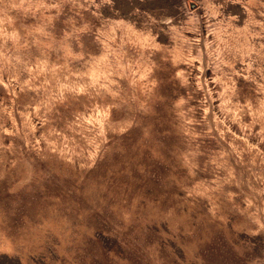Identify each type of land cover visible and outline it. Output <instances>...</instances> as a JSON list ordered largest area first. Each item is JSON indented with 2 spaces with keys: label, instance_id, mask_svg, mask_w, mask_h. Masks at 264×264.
Wrapping results in <instances>:
<instances>
[{
  "label": "rangeland",
  "instance_id": "1",
  "mask_svg": "<svg viewBox=\"0 0 264 264\" xmlns=\"http://www.w3.org/2000/svg\"><path fill=\"white\" fill-rule=\"evenodd\" d=\"M0 264H264V0H0Z\"/></svg>",
  "mask_w": 264,
  "mask_h": 264
},
{
  "label": "water",
  "instance_id": "2",
  "mask_svg": "<svg viewBox=\"0 0 264 264\" xmlns=\"http://www.w3.org/2000/svg\"><path fill=\"white\" fill-rule=\"evenodd\" d=\"M196 4L195 3H192V6L194 7Z\"/></svg>",
  "mask_w": 264,
  "mask_h": 264
}]
</instances>
